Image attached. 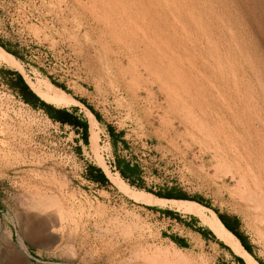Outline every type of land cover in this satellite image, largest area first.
I'll return each mask as SVG.
<instances>
[{
  "label": "rangeland",
  "instance_id": "374dc122",
  "mask_svg": "<svg viewBox=\"0 0 264 264\" xmlns=\"http://www.w3.org/2000/svg\"><path fill=\"white\" fill-rule=\"evenodd\" d=\"M0 39L24 57L0 70L20 72L35 92L56 86L69 103L61 108L89 127L77 98L102 116L98 143L89 131L85 144L0 73V264H239L197 215L169 216L128 195L144 188L111 180L108 124L124 132L117 153L140 164L145 187L200 196L210 217L236 215L264 262L260 211L230 175L264 160V0H0ZM235 146L252 147L253 170L223 154ZM89 165L110 182L89 180ZM41 195L55 203L43 212L33 208ZM30 217L42 237L23 228Z\"/></svg>",
  "mask_w": 264,
  "mask_h": 264
},
{
  "label": "bare ground",
  "instance_id": "6f19581e",
  "mask_svg": "<svg viewBox=\"0 0 264 264\" xmlns=\"http://www.w3.org/2000/svg\"><path fill=\"white\" fill-rule=\"evenodd\" d=\"M0 64L6 65V66H8L10 68H14V69L18 68L20 66L19 60L13 54L4 50L1 46H0ZM49 85L50 86H42L40 84V86H36L35 87L36 93L39 96H41L45 101H47L51 104H54L57 107H64V106L68 105L69 103L64 96H62L61 94L58 95L56 92H54V89H57L58 91H60V89L54 85H51V84H49ZM74 103H76V102H74ZM91 115H92V120L90 122V132L92 133V135L94 137V141L96 143H98V134L96 132V130H97L96 126L99 123V121L97 120L96 116L92 112H91ZM234 145H235V143H234ZM222 147L224 148V145ZM222 147H218V148L220 149ZM236 147L237 146H235V148ZM251 148H250V150H252ZM254 149H255V147H254ZM250 150L248 149V147L243 148V150H241V148H236V149L230 150L228 152H226L224 150L223 154L229 158L230 154L233 153L234 155H236L235 158H237V156H238L242 160H244V162L246 163L245 165H247V167H248L247 169L253 170L252 165H253L254 154L252 155V152ZM223 154H222V156H223ZM223 157H221V158H223ZM261 158H262V156H261ZM233 159H234V157H233ZM256 160H257V158H256ZM262 160H260V161H262ZM260 161H258V164H257L259 166V169L256 171H252L251 173H249V175L246 172L241 173V171L240 172H233L230 175H231L232 179L238 181V184L241 186V189H243V191L246 192L245 197L250 202H253L254 209L260 211V214L257 217L262 222V224H264V174H262V171H261V170L264 171V169H262L260 167L261 163L264 160L261 163H260ZM256 163H257V161H256ZM256 163H254V164L256 165ZM255 165H254V167L257 166V165L255 166ZM240 166L243 167L242 162H240ZM262 166H264V162H263ZM256 169H257V167H256ZM109 176H110L111 180L116 185L121 186L122 190L125 189L123 187V183H124L123 178L121 177V175L119 173H116V174L111 173ZM128 195L130 197L134 198L136 201H139L141 203H145V204H149V205H156V206H159L162 208H169V209L176 210L179 212L197 215L199 217V219L201 220V222L205 226H207L216 235L217 239L219 241L223 242L225 245H227L235 254L242 257L246 264H260V262L249 251H247L245 249V247L242 245L239 238L224 225V223L221 221V219L219 218V216L215 212L210 210L212 212L211 217H210V215L208 216L206 214V211L208 210V208H206L205 206H203L197 202L189 201V200L159 198V197H156L153 194L146 192V191H142L139 193L128 191ZM39 197H41L40 201H38V202L33 201L34 203L33 202L32 203L34 205L32 203L31 204L33 205L34 209H36L40 212L44 211L45 206L46 207L48 205L51 206V204L54 203L53 197H50V196L47 197V196H43V195H41ZM32 205H30V206H32ZM250 208H251V206H250ZM31 217L29 218V220H27L24 223L23 228L28 229L30 231V233H32L36 238H37V236L42 237L44 232H41L37 228L38 225H36L37 224L36 222H38V219L35 217H33V218H35V219H33ZM48 219H46V220L48 221ZM259 220H257V221L259 222ZM41 222H44V220L43 221L40 220V223ZM49 222L52 223L51 225H52L53 229L57 227L56 219H51ZM39 225H41V224H39ZM52 231L55 234L58 233L57 231L55 232V230H52ZM32 234H30V235H32ZM52 237H53L52 239L56 240V237H54V236H52ZM17 248L26 249L25 244H23V243H20V245H17ZM180 258H181V256L176 257V260H178V261H174V262H176V264H185V263L187 264V262H185V260H183L182 258L180 259ZM160 260H163V259H160ZM150 261L152 262V260H150Z\"/></svg>",
  "mask_w": 264,
  "mask_h": 264
},
{
  "label": "trees",
  "instance_id": "16d2710c",
  "mask_svg": "<svg viewBox=\"0 0 264 264\" xmlns=\"http://www.w3.org/2000/svg\"><path fill=\"white\" fill-rule=\"evenodd\" d=\"M0 46H2L4 49H6L8 52L13 54L18 59H23L24 57L20 53L19 50L13 49L7 42L0 39ZM0 73H3L5 76H7V84L29 105L34 107L35 109H42L45 111V113L54 121L60 122L61 124H69L73 126L76 130L82 131L83 140L85 144H89V124L88 121H85L81 118H79L77 115L71 113L67 108H59L55 106L54 104H51L44 99H42L27 83L24 76L14 70H0ZM54 83L66 90V87L64 85H61L59 83ZM79 101L84 103L96 116L98 121H102L101 114L92 106L90 105L86 99L84 98H77ZM108 132L111 135L112 138V145L114 146L115 151V161H114V167L115 170L118 171L121 175V177L129 183L131 186H136L141 189H145L147 192L153 193L158 197L166 198V199H183V200H192L199 202L201 204H205L209 206L206 201H204L200 196H191L186 194L181 189H178L177 187H171V188H164L159 191H152L151 189H148L145 187L144 180L142 178V170L139 163H135L125 157H121L117 153V147L118 143L122 142L125 146L127 145L126 139H124V132L120 131L118 132L117 129L111 125H107ZM86 177L96 183L105 185L110 182L109 178L107 177L105 171L97 166V165H89L88 167V173ZM218 214L221 221L224 223V225L232 232L234 233L239 240L241 241L242 245L245 247L247 251H249L253 255V249L252 245L248 241L247 236L243 233L241 230V222L240 219L236 215H232L229 213H220L219 211L215 210ZM163 213L168 214L169 216H172L174 218L180 219L181 217L179 213L173 211V210H164ZM196 219V217H192ZM205 234V229H202V233ZM207 234L209 236H212L215 238V235L212 233L211 230L207 231ZM176 242L182 243L180 239H175ZM223 247H226L230 250L228 246H226L224 243H222ZM231 251V250H230ZM234 254V253H233ZM234 258L239 264H246L244 259L236 254H234ZM261 264H264L262 260H259Z\"/></svg>",
  "mask_w": 264,
  "mask_h": 264
},
{
  "label": "crops",
  "instance_id": "0c3cea01",
  "mask_svg": "<svg viewBox=\"0 0 264 264\" xmlns=\"http://www.w3.org/2000/svg\"><path fill=\"white\" fill-rule=\"evenodd\" d=\"M60 108V107H59ZM71 113H73L74 112V114L75 115H77L79 118H81L79 115H78V113H77V111H71L70 109H68ZM89 131H90V127H89ZM90 140V139H89ZM120 174V173H119ZM108 176V175H107ZM130 185V184H129Z\"/></svg>",
  "mask_w": 264,
  "mask_h": 264
},
{
  "label": "water",
  "instance_id": "95a60500",
  "mask_svg": "<svg viewBox=\"0 0 264 264\" xmlns=\"http://www.w3.org/2000/svg\"><path fill=\"white\" fill-rule=\"evenodd\" d=\"M108 177V176H107Z\"/></svg>",
  "mask_w": 264,
  "mask_h": 264
}]
</instances>
